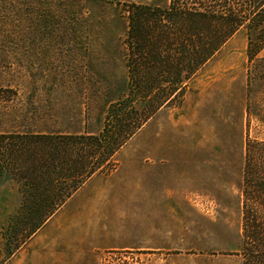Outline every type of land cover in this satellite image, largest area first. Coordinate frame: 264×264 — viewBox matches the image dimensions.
Masks as SVG:
<instances>
[{
    "label": "rangeland",
    "instance_id": "obj_1",
    "mask_svg": "<svg viewBox=\"0 0 264 264\" xmlns=\"http://www.w3.org/2000/svg\"><path fill=\"white\" fill-rule=\"evenodd\" d=\"M172 1L0 0L22 8L0 25V133L101 131L127 95V6ZM246 47L241 28L3 264H242L245 143L264 141ZM18 188L0 181L1 248Z\"/></svg>",
    "mask_w": 264,
    "mask_h": 264
},
{
    "label": "trees",
    "instance_id": "obj_2",
    "mask_svg": "<svg viewBox=\"0 0 264 264\" xmlns=\"http://www.w3.org/2000/svg\"><path fill=\"white\" fill-rule=\"evenodd\" d=\"M3 5L0 25L9 9L19 21L22 8ZM127 7V95L109 107L101 131L0 133V181L15 180L22 196L4 229L0 264L88 179L112 170L115 153L161 106L180 98L183 84L239 29H246L248 61L264 48V0ZM244 154L239 254L242 264H264V141L247 140Z\"/></svg>",
    "mask_w": 264,
    "mask_h": 264
}]
</instances>
